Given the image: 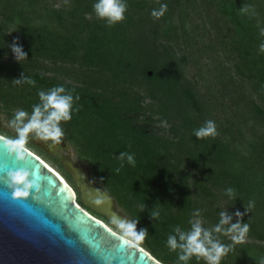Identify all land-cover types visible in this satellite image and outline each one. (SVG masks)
I'll list each match as a JSON object with an SVG mask.
<instances>
[{
	"label": "trees",
	"instance_id": "16d2710c",
	"mask_svg": "<svg viewBox=\"0 0 264 264\" xmlns=\"http://www.w3.org/2000/svg\"><path fill=\"white\" fill-rule=\"evenodd\" d=\"M125 2L124 19L109 25L96 16L95 0H0V109L30 114L39 91L62 85L73 97L63 132L138 230H146L141 247L163 264H206L195 254L181 261L184 250L171 249L167 238L182 243L180 232L190 231L197 217L211 229L226 200L240 215L222 227L246 223V236L255 241L233 243L214 233L232 245L220 264H261L264 0ZM161 4L166 10L154 17ZM189 12L209 27L204 33L218 56L208 75L222 87L211 85L204 71L205 94L184 74L171 43L195 38ZM13 45L24 59L16 58ZM207 120L217 134L198 138L194 130ZM152 121L167 123L165 133L154 132ZM121 153L133 154L135 163ZM249 248L254 252L247 255Z\"/></svg>",
	"mask_w": 264,
	"mask_h": 264
},
{
	"label": "water",
	"instance_id": "95a60500",
	"mask_svg": "<svg viewBox=\"0 0 264 264\" xmlns=\"http://www.w3.org/2000/svg\"><path fill=\"white\" fill-rule=\"evenodd\" d=\"M0 139L9 138L0 134ZM24 148L29 153L27 162L15 161L0 147V168L37 166L54 187L42 182L39 191L13 197L0 171V264H109L105 257L112 258L111 264H163L139 245L125 247L119 239L122 234L78 205L71 186L40 156ZM60 163L78 184L81 203L111 223V217L118 214L109 193L93 182H81V172L71 161ZM69 215L82 223L71 227L66 220Z\"/></svg>",
	"mask_w": 264,
	"mask_h": 264
},
{
	"label": "clouds",
	"instance_id": "9594fccd",
	"mask_svg": "<svg viewBox=\"0 0 264 264\" xmlns=\"http://www.w3.org/2000/svg\"><path fill=\"white\" fill-rule=\"evenodd\" d=\"M126 8L125 0H95L93 4L96 16L105 19L109 25L123 20ZM166 8L167 5L161 4L158 10H152V15L158 18L163 15ZM243 10L246 11V9ZM262 34H264V30H262ZM260 48L261 51H264V44H261ZM13 51L19 60L26 57V53L18 45H13ZM28 83H34V81L28 80ZM38 95L40 102L33 105L30 114L24 109H20L15 113L11 123L15 126L17 135L14 138L0 139L3 142L0 147L5 149L10 156H14L17 162L28 161L29 153L25 151L24 144L28 140L29 134L58 142L64 135L60 122L72 118L73 97L65 93V88L62 85L52 87L48 91L41 90ZM194 132L198 138L215 136L217 134L215 122L207 120L203 126L195 129ZM124 156H127L130 163H135L133 154L121 153V157ZM0 171L4 172L6 177L4 182L12 190L13 197H27L32 190L39 191L42 182L54 187L52 180L37 166L28 167L25 165L7 169L0 168ZM228 191L231 192L232 189L229 188ZM249 206H252L251 202ZM196 211L199 212V209ZM236 214L240 215L239 212ZM219 215V222L211 229L202 227L201 222L197 220L191 224L190 231L180 232L179 240L182 243L178 244L176 237L169 235L167 245L171 249L179 247L184 250L180 255L181 261H187L190 256L195 254L197 259L203 257L206 264H220L222 257L229 252L232 245L222 243L220 239L214 236V233L228 234L233 243H238L244 240L249 226L246 223L240 224L237 222L224 228L222 226L228 224L231 217L226 215L224 211H221ZM66 220L71 227L74 223H82L79 217H72L71 215ZM111 223L121 232L122 235L119 239L124 242L125 247H136L147 235L146 230H137L135 220L121 219L113 215ZM177 231L179 232V228H177ZM104 259L111 264V257H105ZM261 264H264V261H261Z\"/></svg>",
	"mask_w": 264,
	"mask_h": 264
},
{
	"label": "rangeland",
	"instance_id": "374dc122",
	"mask_svg": "<svg viewBox=\"0 0 264 264\" xmlns=\"http://www.w3.org/2000/svg\"><path fill=\"white\" fill-rule=\"evenodd\" d=\"M55 2L58 4L59 0H55ZM186 21H187V24L189 25V28L191 30L194 29V33L192 35L195 38H191L190 42L187 43V44H185L182 39L177 40L176 43L175 42H171V43L176 49L177 62L181 66V68H183L184 74L188 78H190L192 81L196 80L198 89L205 94V88H206V84H207V81L205 80V78L207 76H208V79L212 81L211 85H213L215 87H222V86L217 84L216 79H215V77L212 76V74L208 75L210 69H212L213 66H214V64H213L214 61H216V59H218V56H217L216 51L213 48H211L210 45H208L209 42L207 40V35H206V33H204V31L207 28H209V27H204L202 25L199 17L197 15L193 14V13H190V12H189V16L186 19ZM195 25H197V26H195ZM197 36H200L201 41H197L198 40ZM159 41L163 42V40H161V38H160ZM43 63L44 64H49L48 61H44ZM43 63H41V64H43ZM204 71H205V76L206 77L204 76ZM237 82H238L237 85L238 84H242V81L239 82V80H237ZM243 82H245V85H247L246 81H243ZM238 86L240 88V85H238ZM231 89H232V86H231ZM226 97L227 96H225V98ZM147 101H150V99L148 97H145L144 98V102H147ZM231 110L235 111V112L239 111L237 109L236 105H234V107L231 108ZM231 110H229V111H231ZM17 111L18 110H14L11 113L12 115H10V113L6 112L3 108L0 109V133L1 134H3V135H12V136H16L17 135L16 128L11 123L13 118H14V115H15V113ZM167 125L168 124L164 123V122L152 121L151 124H150V127L152 128V130L154 132L165 133L164 128ZM27 142H32L34 144H35V142H39L38 145L37 144H35V145L37 147L41 148L44 152H46L50 156V158L46 157L45 155H43L41 153H39L37 149H35L34 147L30 146ZM24 145L27 146L31 151L37 153L44 161H46L49 165H51L57 171H59L61 173V175L68 182H72L73 179H71L67 175L66 171L64 172V170H63L64 168H63L62 165L61 166H62L63 169L60 168V165L56 164L53 160L56 159V160H58L60 162L63 159H67V160L71 161L72 164L74 166L78 167L79 171L81 172V175H82L81 182H86V181L93 182L97 186L102 187L104 190H106L103 187V185L93 175L92 169H91V165L89 164V162L86 161L83 157H81L78 154V152L76 151L75 146L70 142V140L65 136V134L60 138V140L58 142H53L52 140H46V139H44L42 137H39V136H37L35 134H29L28 140L25 142ZM208 185H210V183ZM74 186H75L74 188L76 189L75 193L79 194V186H78V184H76L75 181H74ZM215 193H217V192L215 191ZM109 195L112 197V199L114 201L113 209L117 212V214L120 217H123V219L134 220L132 215H130L127 212L125 207H123L120 204H118L114 200V198H113V196L111 194H109ZM79 203L81 204L80 200H79ZM221 204H222V207L224 208L225 214L231 217L230 220H237L235 208L232 207V206H229L228 203L226 202V200H225V202H222ZM93 214L95 216L99 217L100 219H102L106 224H108L116 232L121 234L119 229H117L105 217H103L102 215L95 214L94 212H93ZM195 220L196 221L199 220L201 222V224H202L201 218L197 217ZM202 227H203V225H202ZM137 230H138V228H137ZM222 234H224V233H222ZM224 235H226L227 237H230V235H228V234H224ZM143 241H145V238H144ZM143 241L139 242L138 244L143 246ZM251 241L254 242L255 240L250 239L249 237L245 236V238H244V240L242 242L245 243V242H251ZM248 251H250V253L245 251V253L247 255H249L252 252H254V249L253 248H249ZM167 264H172V263L168 262Z\"/></svg>",
	"mask_w": 264,
	"mask_h": 264
},
{
	"label": "flooded vegetation",
	"instance_id": "af4514ba",
	"mask_svg": "<svg viewBox=\"0 0 264 264\" xmlns=\"http://www.w3.org/2000/svg\"><path fill=\"white\" fill-rule=\"evenodd\" d=\"M76 167V166H75ZM78 168V167H77ZM79 169V168H78ZM64 170V169H63ZM64 172H65V170H64ZM67 175L72 179V176L67 172ZM66 180V179H65ZM66 182L74 189V191L76 190L74 187V181L72 180V182H68L67 180H66ZM77 192V191H76ZM75 199H76V203L78 204V205H80L81 207H83L85 210H87V211H89V213H91L92 215H94L93 214V212L94 211H92L90 208H88V207H86V206H84L82 203L80 204L79 203V200H80V197H79V194H76L75 193ZM81 202V201H80ZM92 211V212H91ZM95 213V212H94ZM95 214H97V213H95ZM99 215V214H98ZM95 216V215H94Z\"/></svg>",
	"mask_w": 264,
	"mask_h": 264
},
{
	"label": "bare ground",
	"instance_id": "6f19581e",
	"mask_svg": "<svg viewBox=\"0 0 264 264\" xmlns=\"http://www.w3.org/2000/svg\"><path fill=\"white\" fill-rule=\"evenodd\" d=\"M43 160V159H42ZM44 161V160H43ZM44 163L47 165V166H49L52 170H54L57 174H58V176L61 178V179H63L65 182H66V180H65V178L61 175V173L59 172V171H57L54 167H52L51 165H49L46 161H44ZM81 177H82V175H81ZM71 189L73 190V192H74V200H75V202H76V199H75V191H74V189L71 187ZM87 211V210H86ZM88 213H89V211H87ZM89 214H91V213H89ZM92 215V214H91ZM94 216V215H93ZM118 216V215H117ZM119 217V216H118ZM103 223H105L104 221H102ZM106 224V223H105ZM107 225V224H106ZM109 228H111L109 225H107ZM112 230H114L113 228H111ZM115 231V230H114ZM118 233V232H117ZM120 234V233H119ZM140 246V245H139Z\"/></svg>",
	"mask_w": 264,
	"mask_h": 264
}]
</instances>
